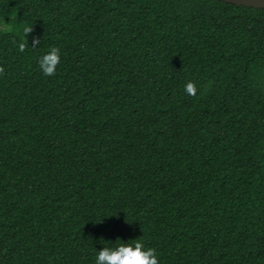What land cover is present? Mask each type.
<instances>
[{"label":"trees","instance_id":"obj_1","mask_svg":"<svg viewBox=\"0 0 264 264\" xmlns=\"http://www.w3.org/2000/svg\"><path fill=\"white\" fill-rule=\"evenodd\" d=\"M0 66V264H264L263 9L0 0Z\"/></svg>","mask_w":264,"mask_h":264},{"label":"clouds","instance_id":"obj_2","mask_svg":"<svg viewBox=\"0 0 264 264\" xmlns=\"http://www.w3.org/2000/svg\"><path fill=\"white\" fill-rule=\"evenodd\" d=\"M33 32V28L24 29L27 37ZM40 44V39L33 37L32 46ZM18 50L24 52L26 43L20 41L17 43ZM61 50L59 47H51L45 54L38 59L39 69L45 77L56 75L57 66L60 63ZM4 67L0 66V75L4 73ZM185 94L195 96L197 88L194 82L188 81L184 86ZM95 264H159L156 249L145 248L139 239L132 243H119L114 248L104 247L96 253Z\"/></svg>","mask_w":264,"mask_h":264},{"label":"water","instance_id":"obj_3","mask_svg":"<svg viewBox=\"0 0 264 264\" xmlns=\"http://www.w3.org/2000/svg\"><path fill=\"white\" fill-rule=\"evenodd\" d=\"M237 6H243L246 8L253 9H263L264 10V0H216Z\"/></svg>","mask_w":264,"mask_h":264}]
</instances>
